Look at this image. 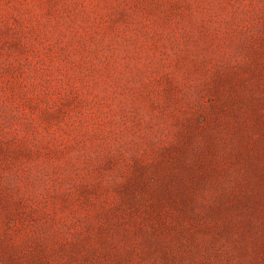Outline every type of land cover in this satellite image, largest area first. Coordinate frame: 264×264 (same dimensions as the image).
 Instances as JSON below:
<instances>
[{"label":"rangeland","instance_id":"rangeland-1","mask_svg":"<svg viewBox=\"0 0 264 264\" xmlns=\"http://www.w3.org/2000/svg\"><path fill=\"white\" fill-rule=\"evenodd\" d=\"M0 264H264V0H0Z\"/></svg>","mask_w":264,"mask_h":264}]
</instances>
